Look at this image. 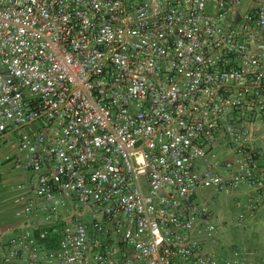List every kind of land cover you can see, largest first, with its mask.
Instances as JSON below:
<instances>
[{"label":"built area","instance_id":"1","mask_svg":"<svg viewBox=\"0 0 264 264\" xmlns=\"http://www.w3.org/2000/svg\"><path fill=\"white\" fill-rule=\"evenodd\" d=\"M0 146V264H264V0H0Z\"/></svg>","mask_w":264,"mask_h":264},{"label":"rangeland","instance_id":"2","mask_svg":"<svg viewBox=\"0 0 264 264\" xmlns=\"http://www.w3.org/2000/svg\"><path fill=\"white\" fill-rule=\"evenodd\" d=\"M9 156L11 160H7ZM15 158L16 152L7 146H0V235L18 222L22 210L18 202V185L28 179V174L22 165L14 163ZM212 206L215 211L213 222L216 225L221 222L224 228L225 237L217 239L219 244L228 241L243 243L253 251L264 245V215L258 223L249 222L246 226H239L235 218L238 208L233 205L229 207L226 196L219 195Z\"/></svg>","mask_w":264,"mask_h":264},{"label":"crops","instance_id":"3","mask_svg":"<svg viewBox=\"0 0 264 264\" xmlns=\"http://www.w3.org/2000/svg\"><path fill=\"white\" fill-rule=\"evenodd\" d=\"M29 176V175H28ZM24 183V182H23ZM22 184V183H21ZM20 185V184H19Z\"/></svg>","mask_w":264,"mask_h":264}]
</instances>
